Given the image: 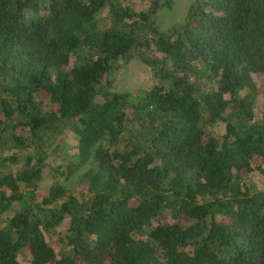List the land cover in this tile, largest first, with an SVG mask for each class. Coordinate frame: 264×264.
<instances>
[{"label":"trees","instance_id":"16d2710c","mask_svg":"<svg viewBox=\"0 0 264 264\" xmlns=\"http://www.w3.org/2000/svg\"><path fill=\"white\" fill-rule=\"evenodd\" d=\"M164 6L0 0V264H264V0ZM134 59L156 82L114 90Z\"/></svg>","mask_w":264,"mask_h":264},{"label":"rangeland","instance_id":"374dc122","mask_svg":"<svg viewBox=\"0 0 264 264\" xmlns=\"http://www.w3.org/2000/svg\"><path fill=\"white\" fill-rule=\"evenodd\" d=\"M137 8L139 9H145L148 8L153 0H130ZM162 1V0H161ZM192 0H174V6L173 8H169L167 6L162 7L160 11L159 16V22L163 28L172 27L173 25L182 22L187 14V10L190 6ZM105 14V13H104ZM103 14V15H104ZM113 89L118 91H133V93H138L141 90H144L146 88H149L151 85H153L156 82V79H154L152 71L148 65L143 63L142 61L138 59H134L130 61L129 63L123 65L119 70H117L113 74ZM259 90H260V96L258 98L257 106H256V115L257 117H261L264 113V80L260 78L259 82ZM102 101V99H101ZM214 134L223 133L225 130V123L220 122L215 127L212 128ZM76 136L72 133L66 134L63 138L60 139L61 147H65V150L62 149L65 153L66 150L68 151H74L73 147L77 144ZM6 154V153H5ZM94 164L91 163V160L89 163L83 168L84 171L93 167ZM82 173V170L80 171ZM79 173L74 175L67 183L66 186L68 189H72L73 191H80L82 188H84L82 183L80 182ZM256 185H258L259 188L264 189V176L260 174L259 172H256L253 175L252 178ZM52 179H46L45 182H42L41 187L42 190L39 191V195L42 197L45 195V188L52 183ZM64 226H61V228H57L53 230L49 235L48 239L52 246L57 250V252H62L65 250L64 248V238L61 234V230H63ZM20 264H29L31 260V254L30 252L24 251L20 255Z\"/></svg>","mask_w":264,"mask_h":264}]
</instances>
